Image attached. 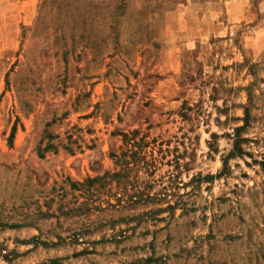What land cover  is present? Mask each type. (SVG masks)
I'll list each match as a JSON object with an SVG mask.
<instances>
[{"label":"rangeland","instance_id":"374dc122","mask_svg":"<svg viewBox=\"0 0 264 264\" xmlns=\"http://www.w3.org/2000/svg\"><path fill=\"white\" fill-rule=\"evenodd\" d=\"M0 264H264V0H0Z\"/></svg>","mask_w":264,"mask_h":264},{"label":"trees","instance_id":"16d2710c","mask_svg":"<svg viewBox=\"0 0 264 264\" xmlns=\"http://www.w3.org/2000/svg\"><path fill=\"white\" fill-rule=\"evenodd\" d=\"M240 139L241 138H238L237 141L235 142V148H234L235 151L233 153H236V151H238V149H239V142L241 141ZM114 175H116V173ZM94 181H95V179H91V178L88 179V182H94ZM135 201H137V200H135Z\"/></svg>","mask_w":264,"mask_h":264}]
</instances>
